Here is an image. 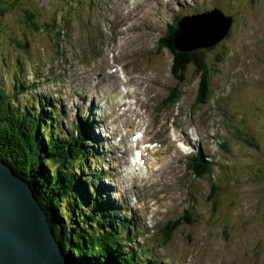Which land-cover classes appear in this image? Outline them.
I'll use <instances>...</instances> for the list:
<instances>
[{"label": "rangeland", "instance_id": "1", "mask_svg": "<svg viewBox=\"0 0 264 264\" xmlns=\"http://www.w3.org/2000/svg\"><path fill=\"white\" fill-rule=\"evenodd\" d=\"M169 1H0V87L15 94L20 83L34 84L30 92L42 96L53 88L51 100L45 97L44 102L54 105L61 119L52 125L70 135L74 124L87 128L70 109L72 101L78 104L76 112L82 122L86 113L79 106L91 105L94 112L90 110L88 118L95 121L94 116L98 117L95 128H100L102 137H109L103 148L109 147L111 157L112 151L115 156L118 152L115 146L121 153L116 160L112 157L115 162L106 163V158L97 164L104 170L109 164L120 169L109 167L115 177L111 181L100 178L95 203L113 208L116 214H109L112 219L120 218L121 208L129 206L122 209L121 217L135 232H130L124 250L129 249L132 255L137 249L147 250L145 256H136L156 264H264V0ZM167 3L171 7L166 11ZM215 8L232 17L226 35L208 44L227 28L226 20L215 12L212 26L201 27L199 17L185 20L183 23L191 27H186L180 42L182 50L198 44H208L205 49H209L222 42L209 53L214 59L216 52H226L212 74L208 99L196 104L199 73L189 68L185 82L179 85L180 96L167 105L160 103L177 80L170 70L173 57L166 48H159L158 39L165 36L174 14ZM34 10L40 15L36 16V28L25 18V11ZM59 28L62 31H57ZM127 46L131 51L136 47L134 55ZM110 67L113 74L107 72ZM123 75L128 78L126 84ZM126 87L133 94L126 93L128 98L122 100L131 101V108L120 103ZM64 92L65 99L75 98L60 105ZM27 96L17 93L18 104H24ZM110 109L120 114L115 123ZM103 122L115 124L109 127L111 134H103L108 129ZM122 122L116 131L118 135L121 131L120 143H109L115 136L113 127ZM233 127L250 134L257 146L243 141V133L234 134ZM127 131L143 132V141L156 145L152 153L143 151L144 144L135 147H142L144 158L151 154L147 167L133 175L124 172L135 142L131 135L125 136ZM184 135L189 144L183 142ZM222 141L226 144L221 145ZM93 147L97 156L95 144ZM123 148L128 151L123 153ZM197 149L199 159L211 165L202 178L187 167ZM95 160L90 168L98 173ZM111 185L122 191L117 199ZM186 210L192 214H188V219H194L192 224H181L166 239L161 228L168 221L185 217ZM152 252L155 257L158 253L157 259L152 258Z\"/></svg>", "mask_w": 264, "mask_h": 264}, {"label": "trees", "instance_id": "2", "mask_svg": "<svg viewBox=\"0 0 264 264\" xmlns=\"http://www.w3.org/2000/svg\"><path fill=\"white\" fill-rule=\"evenodd\" d=\"M25 15L26 20L36 28V16L40 17L39 13L35 10L25 11ZM179 18L180 16L174 14L173 22L164 31L165 36L158 39L159 48H166L173 57L170 70L177 80L169 88L163 104L167 105L180 96L179 85L185 82L189 68H193L199 73L195 101L200 105L209 97L212 74L218 63L223 61L226 52H216L214 59L209 56L213 49L222 46V42L209 49H205V44L178 49L173 33ZM45 24L49 26V23ZM19 86L21 88L15 94L0 87V159L6 161L15 173L31 184L35 197L48 215L68 263L142 264L136 255L144 256L146 250L137 249L136 255H132L129 249L124 250L122 246H125L129 238L118 223L120 218H109V214H116L113 208L104 205L102 208L95 203L100 195L96 185L101 177H93L98 173L90 168L95 157L91 147L94 146L93 138L89 135L90 126L84 124L88 130V139L84 137L81 129L78 134L66 136L60 128L52 126V121L59 120V116L55 114L51 104H45V96L30 92L34 84L27 86L20 83ZM14 91L16 90L13 89ZM17 93L23 96L28 94L22 101L24 104H18ZM34 106H37L36 109ZM233 133H243V141L252 147L257 146L250 134L237 131L236 127H233ZM220 144L225 145L226 141ZM89 158L92 160L88 165ZM88 166L92 172H89ZM187 167L199 178L205 177L211 169L208 161L195 156L189 160ZM188 214L191 213L186 210L185 217L180 216L167 222L161 229L166 239L169 240L173 231L181 224H192L194 219H188ZM61 216L63 221L58 219ZM123 227L127 230L126 225Z\"/></svg>", "mask_w": 264, "mask_h": 264}, {"label": "water", "instance_id": "3", "mask_svg": "<svg viewBox=\"0 0 264 264\" xmlns=\"http://www.w3.org/2000/svg\"><path fill=\"white\" fill-rule=\"evenodd\" d=\"M215 12L226 20L227 28L221 36L210 38L212 41L208 44H214L226 35L232 17H226L218 8L199 15L184 16L173 33L178 49H182L180 42L186 32L180 31L183 22L201 19L199 22L214 24ZM199 45L203 44L192 47ZM0 163V264H69L66 255L59 249V242L50 236L42 218V207L35 205L30 186L24 184L26 180L19 177L7 163Z\"/></svg>", "mask_w": 264, "mask_h": 264}, {"label": "bare ground", "instance_id": "4", "mask_svg": "<svg viewBox=\"0 0 264 264\" xmlns=\"http://www.w3.org/2000/svg\"><path fill=\"white\" fill-rule=\"evenodd\" d=\"M158 7V6H157ZM134 10V9H133ZM132 11V10H131ZM143 13H145V12H143ZM130 13L128 12V15H129ZM135 14V13H134ZM148 16V15H147ZM120 21H121V19H120ZM131 21V20H130ZM127 26V25H126ZM200 26L201 27H204V26H212V24L210 23V22H202L201 24H200ZM186 27H191L190 25H181L180 26V31L182 30V31H184V30H186L187 28ZM200 27V28H201ZM185 28V29H184ZM184 29V30H183ZM122 31H124V29L122 30ZM200 32V31H199ZM120 33H122L121 31H120ZM201 33V32H200ZM178 34V33H177ZM210 37V35L208 36V38ZM125 43V42H124ZM200 43H203L202 41H200ZM122 44V43H121ZM135 44V43H134ZM122 46V45H121ZM128 47V46H127ZM138 50V49H137ZM127 51L129 52V53H131V52H133V54L132 55H134V52L136 51V47H134L133 49H132V51H131V46H129L128 48H127ZM121 69H122V67H121ZM113 72L114 71H112V74H113ZM123 73H124V71H123ZM124 76V79H122L123 81H124V83L126 84L127 83V81H128V78H127V76L126 75H123ZM120 77V76H119ZM126 77V78H125ZM129 83V82H128ZM132 91V89H129L128 87H126V91H124L123 93H121L120 94V97H121V100H120V103H122V104H125V105H127L128 106V108H131L132 107V103H131V101L130 102H126V101H123L122 99L123 98H128V97H126V93H128V92H131ZM132 93V92H131ZM133 94V93H132ZM100 96H102V95H100ZM134 96V95H133ZM103 97V96H102ZM119 101V100H118ZM86 102H89L88 100H86ZM135 102V101H134ZM86 106H82V105H80L79 107H80V109H82V110H84L85 111V113H86V117H85V119H84V121H83V124H85V125H89L90 126V128L92 129V138H93V142H94V144H95V147H96V150H97V156H102L103 154H99V152H101V150H103V151H105V150H109L108 152L110 153V149L109 148H107V149H104L103 148V143H107L108 142V140L107 139H109V137L108 136H103L102 137V135H101V133H100V128L98 127L97 129L95 128L96 126H98L99 125V120H98V117H96V116H94V119H95V121H94V126H93V123H92V119H90V118H88L89 116L91 117L92 116V114L90 113V110H91V105H87V104H85ZM84 107V108H83ZM77 108H78V104H77ZM114 109V108H113ZM134 109V108H133ZM110 110H112V109H110ZM95 111H97V108H95ZM91 112H94V110H91ZM112 112V115H113V123H115V120H119V116H120V114L119 113H116V112H113V110L111 111ZM122 112H124V111H122ZM98 113V112H97ZM131 113V112H130ZM137 115H138V113H136ZM130 116H131V114H130ZM143 117V116H142ZM136 118V116H134V119ZM137 122V121H136ZM104 123V122H103ZM103 125V124H102ZM113 126H115V124H113ZM119 126H123V122H122V124H119V125H116V127H113V129H114V131L115 132H113V135H118V132H116V131H118L117 130V127H119ZM137 126V125H136ZM105 129V128H104ZM146 129V128H145ZM121 132V131H120ZM142 134H143V132H142ZM142 134H140V139L139 140H137L136 142L137 143H139L140 145L141 144H144V148L145 149H143V151H146L147 153L148 152H151L153 149H154V147L156 146H153L151 143H149V142H145V141H143V139H144V134L142 135ZM131 135V136H130ZM110 136V135H109ZM123 136V135H122ZM127 138L129 137L130 139H133L134 138V134L133 133H131V134H129V132L127 131V134L125 135ZM105 137V138H104ZM181 137V136H180ZM185 136H183V139H185L184 138ZM91 138V139H92ZM146 138V137H145ZM187 138V137H186ZM186 140V139H185ZM120 141H121V138L118 140V142L116 141V137L114 138V140H113V142H117V143H120ZM148 141V140H147ZM132 143H133V141H132ZM101 145V146H100ZM135 145H136V143H135ZM113 146V145H112ZM130 146H132L131 144H130ZM114 147V146H113ZM118 147V146H117ZM120 147V146H119ZM137 147V146H136ZM92 148H93V150H94V147L92 146ZM130 149H131V154H129V155H131V157L129 158L130 160H129V165L127 166V172L128 171H130V173L133 175L134 173H135V171L137 170V169H144V168H146L147 167V160H150V158L148 157V155L149 154H151V153H149L148 155H145V156H147V158H144V155L141 153L140 155H139V157H133L132 155H133V148L132 147H130ZM117 150H118V152H115L116 153V156L114 155V151H112L113 152V155H112V157L116 160L119 156H121V153L119 152V148H117ZM124 151H128V149L127 148H123L122 149V152L124 153ZM106 153H107V151H105ZM141 152V151H140ZM110 156H111V153H110ZM147 159V160H146ZM0 162H3V163H6V161H4V160H2V159H0ZM156 163V162H155ZM1 164V163H0ZM135 166H137V167H135ZM159 169V168H158ZM110 171H111V169L109 168L106 172H105V175H110ZM146 174V173H145ZM19 177H21L19 174H17ZM22 178V177H21ZM164 183V182H163ZM24 184H26L27 186L29 185L30 186V188H31V194H32V196H33V198L35 199V201H36V206H37V208L38 207H40L41 206V204H40V202L37 200V198L35 197V195H34V193H33V190H32V187H31V184L28 182V181H26ZM25 187V186H24ZM26 189H27V187H25ZM42 207V206H41ZM42 218H43V221H44V223H45V226H46V228H47V230L49 231V234H50V236H53L54 237V239H55V241L56 242H58L57 241V239H56V237H55V231H54V229H53V227H52V225H51V223H50V220H49V218H48V215H47V213H46V211H44L43 210V208H42ZM58 245H59V243H58ZM59 249L62 251V249H61V247H60V245H59ZM63 252V251H62Z\"/></svg>", "mask_w": 264, "mask_h": 264}]
</instances>
